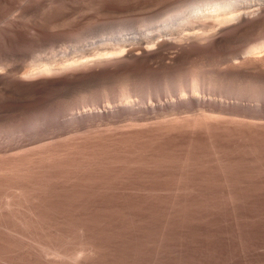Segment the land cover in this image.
Segmentation results:
<instances>
[{"label": "bare ground", "instance_id": "6f19581e", "mask_svg": "<svg viewBox=\"0 0 264 264\" xmlns=\"http://www.w3.org/2000/svg\"><path fill=\"white\" fill-rule=\"evenodd\" d=\"M180 1L151 35L0 72V264H153L174 209L264 178V0Z\"/></svg>", "mask_w": 264, "mask_h": 264}, {"label": "rangeland", "instance_id": "374dc122", "mask_svg": "<svg viewBox=\"0 0 264 264\" xmlns=\"http://www.w3.org/2000/svg\"><path fill=\"white\" fill-rule=\"evenodd\" d=\"M159 1L162 3L164 0H0V72L7 73L6 71L8 69V72L14 74L19 70V66H22V68H20L18 71V74H20L21 71H24L23 69H26L29 63L32 61L31 57L34 55L37 56V54L40 56L38 55L37 58L35 57V60H37L38 57H41V59H38V62L39 60H44L42 62L45 63L44 57L46 55L43 54L44 57L42 59L41 54L48 52L47 55H49V51H51L52 48L58 50L62 48L65 51L66 48L68 49L69 47L74 46V49L80 50L82 47L79 44H85L84 46L89 44L88 46H91L88 47L89 49H92V47L94 49H100L102 46V48H107V46H110V44L114 43L113 39L115 37L108 39L111 33L114 34L111 36H116V38H119L117 37V34L119 32L122 34L121 31L124 27L125 28L123 31L126 34L124 33L123 38L127 36H130V39L133 36L135 38H139L137 35H139L140 32V38H143L144 34L142 35V33L146 31L145 35H147L146 33L154 31L157 29V24L154 23L156 22L159 24L158 21L162 22L163 20V16H161L162 12H160L161 14H159V12H157L158 14L154 12L157 11L156 7H160L163 4H161ZM184 1L189 0H182V2ZM203 1L210 3L211 0ZM203 1L202 3L204 5ZM182 2L180 1V3ZM138 3H140V6L137 5ZM158 15L161 19H158ZM155 26L156 28L154 29ZM43 28L49 30L45 32L43 31ZM37 29H39V31ZM114 31H116L117 34H115ZM44 32L48 33V35L44 34ZM109 32L110 35L108 34V37L106 35V39L102 38L104 37V34ZM156 32L157 30L153 33ZM38 33L41 34L38 35ZM49 33H51V35ZM56 33H58V35ZM120 33L118 34V36L120 35V40L116 38L114 39V41H116L115 44L121 43L120 41L122 36ZM19 34L23 36H20ZM148 34L151 35L150 33ZM45 35L48 37H45ZM22 38L24 39L22 40ZM25 38H29V41H26ZM103 40L106 42L110 40L109 42L111 43L108 42V45ZM92 41L94 45L96 44V46H93L91 43ZM97 41L101 45H99ZM115 44L111 46H116ZM78 45L80 47H78ZM104 45L107 46L104 47ZM75 46L78 48H75ZM84 46L83 48H85V50L88 49ZM35 49H37V52ZM41 49H43V51ZM74 49L69 48V51L72 53L66 51L69 54L66 53L65 55L70 56V54H73L74 52L75 55H79L77 54L79 50L77 51ZM58 50L54 51L52 49V51L55 53L53 55H56L57 57L60 53L61 57V54H63L64 51L60 49L61 52H59ZM83 50L84 49L81 51ZM81 51L80 54H82ZM27 52H30V54ZM28 54L31 56L29 57ZM53 55L51 57H53ZM49 57H47V59ZM56 57L54 56L53 58ZM27 59L28 61H31L27 62L28 65L26 66L25 61ZM35 60H33V62ZM22 64H24L26 67ZM34 65L32 64L31 66ZM5 67H7V69H5ZM10 69H13L12 72L15 69L16 70L12 73ZM1 87H4V85ZM1 90H3V93L6 91L2 88ZM258 147L260 148L259 150L262 155H264L263 146L258 145ZM258 154L260 153L258 152ZM239 168L240 169H235L239 171H236V173H239L241 176L245 174L244 172L248 169L247 168L243 170L241 167ZM235 169L232 170L233 173L235 172ZM240 171L243 174H241ZM246 173V177L242 176V178L241 176H238V174L237 176L240 178H238L236 174H232L235 177H232L234 178V182H239L238 185L235 184L236 187L234 182H231L233 181L231 178L232 175H229L231 178L230 182L233 183L231 184L232 188H237L234 189L233 193H235V191H239V188L240 190L242 189L241 192L237 193H242L243 195H236L235 193L234 196H244L242 197L243 199L247 196L248 198V200L245 198V201L239 197L241 204H239L240 202L237 201L234 202L237 203L236 205L234 203H229L231 204L229 206L227 205L228 203L223 202L217 205L213 204V207H211L212 205H208V207L206 205V207L202 208L197 206V209H195V206L194 208L191 206L189 209L192 210L187 209V212L185 210L187 207L186 206L182 208V210L186 212H183L185 216L181 214V208L174 209L171 217V220L174 222L172 221L173 225H170L171 228L169 227V232L171 234L168 232L170 236L168 235L169 239L167 238L169 241L167 243H170L169 245L167 244L169 247L166 246V250L168 249V251H166L167 253L165 254V258H163L161 254L159 255L161 258H158L159 252L156 251V249L155 252L157 253H153V255L156 254L152 260L153 264H160V262H167L168 264H264V203L262 202L264 200V198L262 199L264 196V178L262 179V174H258L259 176L256 173L253 174L251 172V174L249 170ZM250 174L252 176L254 175L255 177L247 176ZM236 177L238 179H236ZM248 177L252 179L254 178V180L251 181L252 183H250V179ZM239 179H243L244 182L247 179L249 180L251 187L249 186L250 184L247 183L248 180L246 183L248 184L250 191L247 187H245L247 186L246 183L244 184V182L239 181ZM258 179L262 180L258 181ZM239 184H243L244 186L241 187ZM253 185L256 187L259 185L261 188L258 186L257 189H255L256 187L254 188ZM251 190H253V192H257L258 195L256 193H252ZM203 193L201 195H203ZM258 196H260L261 199ZM249 197H252L253 199L251 200ZM253 200H255L258 204ZM243 201L246 202L244 205ZM247 202L250 204L248 205ZM251 202H254L255 204H251ZM233 204L235 206H232ZM177 210L178 213L179 210H181V212L177 214ZM175 214H177V216H175ZM182 216L183 218H181ZM174 217H180L181 219L178 218L179 220L177 221L176 218L174 220ZM167 254L170 256V258H168L169 256L167 257ZM155 258H158V260ZM162 259H166V261H163Z\"/></svg>", "mask_w": 264, "mask_h": 264}]
</instances>
